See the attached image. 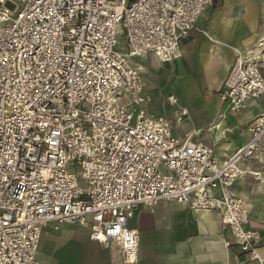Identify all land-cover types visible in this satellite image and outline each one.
<instances>
[{
    "label": "built area",
    "instance_id": "2783aa9c",
    "mask_svg": "<svg viewBox=\"0 0 264 264\" xmlns=\"http://www.w3.org/2000/svg\"><path fill=\"white\" fill-rule=\"evenodd\" d=\"M264 4V0H259ZM214 0H0V264H39L43 229L79 226L120 264H137L138 209L215 212L246 261L259 235L232 190L264 161V111L246 143L218 162L149 114L136 59L169 64ZM264 53L238 55L217 96L231 113L264 99ZM170 106L176 104L167 97ZM180 109L179 119L186 116ZM263 181V182H262Z\"/></svg>",
    "mask_w": 264,
    "mask_h": 264
},
{
    "label": "crops",
    "instance_id": "0c3cea01",
    "mask_svg": "<svg viewBox=\"0 0 264 264\" xmlns=\"http://www.w3.org/2000/svg\"><path fill=\"white\" fill-rule=\"evenodd\" d=\"M258 48L257 57L264 53V4L221 0L201 15L182 41L180 60L165 64L153 54L135 60L142 69L144 93L151 100L149 114L168 118L179 140L193 136L212 146L218 162L228 159L248 140L247 127L264 111V99L249 101L244 110L231 113L217 94L237 54H252ZM169 96L176 99L174 106L167 103ZM180 109L187 114L178 121ZM242 169L264 178L263 160L244 164ZM232 190L244 201L248 227L258 233V253L264 259V185L245 174ZM130 227L139 237L137 264H264L246 261L236 249L223 247L230 237L215 212H193L181 204L165 203L138 209ZM118 257L115 250H102L90 241L84 228L49 225L43 229L36 260L39 264H120Z\"/></svg>",
    "mask_w": 264,
    "mask_h": 264
},
{
    "label": "bare ground",
    "instance_id": "6f19581e",
    "mask_svg": "<svg viewBox=\"0 0 264 264\" xmlns=\"http://www.w3.org/2000/svg\"><path fill=\"white\" fill-rule=\"evenodd\" d=\"M247 43V42H246ZM245 45V44H244ZM235 52V51H234ZM237 53L239 52L238 50L236 51ZM259 53V48L254 52V53H246L247 55H251V56H254L255 58L257 57L256 55ZM237 55H242V54H237ZM264 57V56H263ZM258 58V57H257ZM261 57L259 56V58L258 59H260Z\"/></svg>",
    "mask_w": 264,
    "mask_h": 264
},
{
    "label": "rangeland",
    "instance_id": "374dc122",
    "mask_svg": "<svg viewBox=\"0 0 264 264\" xmlns=\"http://www.w3.org/2000/svg\"><path fill=\"white\" fill-rule=\"evenodd\" d=\"M221 0H214V4L213 5H218L220 3ZM168 111V110H167Z\"/></svg>",
    "mask_w": 264,
    "mask_h": 264
}]
</instances>
